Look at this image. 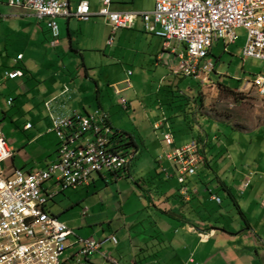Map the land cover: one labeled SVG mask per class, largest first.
<instances>
[{
    "label": "crops",
    "instance_id": "obj_1",
    "mask_svg": "<svg viewBox=\"0 0 264 264\" xmlns=\"http://www.w3.org/2000/svg\"><path fill=\"white\" fill-rule=\"evenodd\" d=\"M79 1L70 0V4L74 7ZM87 1L91 11L96 12L99 0ZM153 5L154 0H112L111 8L149 11ZM55 20L58 35L56 43L51 45V34L44 19H38L29 9L9 6L6 0H0V26L19 46L12 62L20 67L8 69H19L23 73L21 77L0 83V131L13 151L10 159L0 163V170L5 174L13 169L36 171L52 163L57 156L58 140L48 130L50 113L68 117L90 113L96 106L105 112L101 100L105 90L106 94L111 89L119 95L135 89L128 77L133 74L129 66L135 70L143 69L141 73L144 74L153 73L158 76V83L177 76L174 72L177 65L173 61L179 53L177 46H184L175 40H169L165 45L163 38L146 32L139 20L132 28L117 29L113 34L103 19L101 28L98 22L90 20L84 26L79 25L83 21L75 18L57 17ZM109 36H112L111 43L107 42ZM214 43L222 44L221 41ZM95 51H102L101 59L105 57L106 60L92 61ZM45 56L42 66L41 59ZM109 58L121 63L119 68L126 76L112 81L107 90L102 84L101 71L105 65H114ZM82 70L85 77H82ZM107 71L112 72L110 68ZM106 78L109 80V76ZM171 81L165 85V98L169 96L168 92L172 93ZM118 84L126 85L118 88ZM156 91L159 94L161 87ZM9 97L12 98L10 105L7 104ZM129 106L128 103L123 109L127 110ZM151 106L145 113L152 127L161 114L169 118L160 99ZM12 108L17 109L16 113H12ZM106 113L115 128L110 114ZM126 133L132 136L133 147L137 150L135 132ZM199 139L207 141L204 137ZM153 144L154 147L149 145L153 156L158 149H165L160 140ZM161 174L157 166L149 177L135 180L129 163L116 174L94 173L88 185L75 189L60 190L49 180L43 187L56 194L47 202L46 209L72 228L76 235L86 234L84 229L89 228L86 237L94 235L103 241L100 251L89 258L88 264H264V171L251 169L237 173L239 179L230 189L233 199V193L242 197L241 202L235 204L238 216L229 212H207L206 199L219 205L222 202L217 203L209 196L202 197L211 190L201 180L190 181L189 198L183 199L176 191L174 177L166 180ZM123 178L136 183L137 187L132 184L121 189ZM247 178L249 182L244 186ZM218 181L225 186L224 181ZM108 182L117 194L111 199H94L91 193ZM128 190L133 192L130 197ZM67 191L70 193L65 202L66 194L63 193ZM56 201L62 204L53 212L51 205ZM62 210L65 211L59 216ZM201 231L208 236L201 239L198 235ZM110 234L115 235L116 243L106 240Z\"/></svg>",
    "mask_w": 264,
    "mask_h": 264
},
{
    "label": "built area",
    "instance_id": "obj_2",
    "mask_svg": "<svg viewBox=\"0 0 264 264\" xmlns=\"http://www.w3.org/2000/svg\"><path fill=\"white\" fill-rule=\"evenodd\" d=\"M9 6L29 9L38 19L46 20L56 43L57 17L89 21L101 17L110 28L130 29L139 20L146 32L164 39L175 40L184 46L174 72L184 76L208 80L214 64L207 60L212 44L221 41L226 47L236 40L235 29L246 30L242 56L264 62V0H154L149 11L113 10L112 0H99V8L92 12L87 0L74 7L70 0H6ZM112 36L107 42L111 43ZM21 55L18 56L20 59ZM19 69H6L1 81L22 76ZM239 91H252L264 98V74L245 80ZM119 93L118 91H116ZM12 98L7 99L11 104ZM120 104L126 108V101ZM49 131L58 140L56 159L36 171L13 169L5 174L0 170V264H88L89 258L100 251L103 241L93 237H79L72 228L46 209L47 202L56 194L43 184L52 180L60 190L86 186L94 173L116 174L128 166L136 154L135 148L126 146L125 136L114 129L103 110L68 117L49 115ZM168 128L162 134L167 150L161 157L160 172L165 179L175 178L180 185L177 193L189 198L188 178L195 175L196 167L205 162V141L192 139L174 145L168 118L161 115L153 129ZM204 148V149H203ZM13 151L0 131V163L11 158ZM249 178L244 181V186ZM217 203L221 199L209 192ZM84 214V212L82 213ZM201 239L208 234L198 232ZM106 240L116 243L115 236ZM104 240V241H106Z\"/></svg>",
    "mask_w": 264,
    "mask_h": 264
},
{
    "label": "rangeland",
    "instance_id": "obj_3",
    "mask_svg": "<svg viewBox=\"0 0 264 264\" xmlns=\"http://www.w3.org/2000/svg\"><path fill=\"white\" fill-rule=\"evenodd\" d=\"M90 22H98L101 28L100 23L103 21L101 17L96 16ZM86 23L87 21H83L79 25L84 26ZM235 35V42L228 45L226 49L223 43V45L213 44L212 51L206 58L214 64V70L209 73V79L206 81L184 75L169 78V80H173L171 81L172 93L168 92L169 96L165 98V90L167 89L165 85H168L169 80L167 81L168 83L166 81L158 83V76H153V73L146 72L144 74L141 73L143 69L138 68L139 73L138 70L129 66L128 69L133 74H129L128 77L130 78L131 85L135 86V89L128 92L124 91L119 95H115L111 89L106 94L105 90L101 100L102 107L105 112L107 111L110 114L111 122L115 128L129 133L135 132L133 136L138 144V149L130 161L131 174L135 180L140 181L142 178L149 177L157 166L159 169L160 163L158 157H161V163L168 167L163 159L164 153L167 150L166 146L163 144L165 149H158L155 156H153V152L149 148L150 144L154 147L155 144L153 142H157V140L163 143L162 134L168 130L164 126L159 129H153L152 123H149L150 121H148L147 114L145 113V109H150L151 105L157 102V99H160L169 116V118L165 117L168 118L169 131H171L174 138V145H182L192 139L202 137L207 139L205 141L204 154L206 156L205 160L208 157L209 159L207 160L209 161L206 160L197 165L195 175L188 178V186L190 181L201 180L208 185L212 193L220 197L221 205L208 202L206 199L205 207L207 212H229L238 216V209L235 204L236 201L238 203L241 202V194L233 193V199L228 195L224 187L221 186L220 182L216 180L224 181L225 186L230 189L239 179L237 173H244L251 169L264 171V98L259 97L251 90H238L242 86L243 81L252 80L258 74H264V62L254 58L244 59L242 49L246 40V30L244 28H236ZM15 41L7 30L4 31L2 26H0V70L2 69V71L13 66L20 67V65H15L12 62L16 56L15 50L19 47ZM170 42L174 46L177 45L173 41ZM177 47L178 52L184 50L182 46ZM101 54L102 51L93 52L92 61H100ZM101 60L105 61L106 58L102 57ZM43 61H46V56L41 59L42 66L44 65ZM109 61L112 60L109 58ZM178 61L179 59L176 54L173 64L177 65ZM112 62L114 65H105L101 71L102 84L107 90V86L112 81L126 76V74L122 73V69L119 68L121 63L117 62V60ZM35 64L37 67L40 66L37 63ZM108 68L112 72L107 71ZM82 75V77H85L84 72ZM106 76H109V80H107ZM125 85L118 84L117 87L121 88ZM159 87H161V92L158 94L156 90ZM197 94L199 101L193 99L197 97ZM93 96L96 99L95 92ZM120 98L126 100L127 104L129 103L130 106L127 110L123 109L122 104H118ZM188 101L190 103H187ZM96 105L97 100H95ZM95 108L99 109L100 107L96 106ZM95 108L90 109V111H94ZM177 108L179 109L177 110ZM15 110L17 109L12 108V113H16ZM131 148H133L132 145ZM209 150L211 153L208 154ZM161 175L164 178L163 174ZM121 181V189H126L132 184L137 187L136 183H132L127 178H123ZM174 181L177 191L180 185L175 178ZM116 192V189L108 182L107 184L104 183L102 188H97L91 195L94 199L102 197L111 199L113 194H117ZM69 193L70 191L63 193L66 194V197L63 199L65 202ZM127 193L128 197H130L133 192L128 190ZM207 196H209L208 193L202 195L203 198H207ZM61 204V201L53 203L51 205L52 211H58ZM63 211L65 210H62L59 216ZM84 230L87 233L78 234L79 237L89 235L90 229L86 228ZM110 236L115 235L110 234Z\"/></svg>",
    "mask_w": 264,
    "mask_h": 264
},
{
    "label": "trees",
    "instance_id": "obj_4",
    "mask_svg": "<svg viewBox=\"0 0 264 264\" xmlns=\"http://www.w3.org/2000/svg\"><path fill=\"white\" fill-rule=\"evenodd\" d=\"M175 75H181V74H176L175 73ZM198 98V99H197ZM193 99H195L196 101H199V96H198V94H197V97H195V98H193ZM119 131V130H118ZM119 133L121 134V135H124L125 136V141L127 142V143H125V145L126 146H134L135 144H134V141H133V138H132V136L130 135V134H128V133H126V132H123V131H119ZM206 157V156H205ZM207 159H209L208 157L206 158V160ZM205 160V161H206ZM207 161H209V160H207ZM208 166H209V163H208ZM216 181H218V179L216 180ZM221 183V182H220ZM222 186H223V184H222ZM224 187V189L226 190V192H228V195L229 196H231L232 197V192H231V189H229V188H227V187H225V186H223Z\"/></svg>",
    "mask_w": 264,
    "mask_h": 264
}]
</instances>
